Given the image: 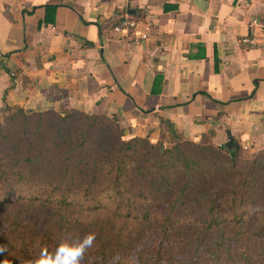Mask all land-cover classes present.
<instances>
[{"label":"crops","instance_id":"obj_1","mask_svg":"<svg viewBox=\"0 0 264 264\" xmlns=\"http://www.w3.org/2000/svg\"><path fill=\"white\" fill-rule=\"evenodd\" d=\"M125 16L152 21L147 39L112 31ZM252 20L264 22V0H0V117L78 111L125 139L206 135L264 154V28ZM99 102L107 110L89 113Z\"/></svg>","mask_w":264,"mask_h":264},{"label":"trees","instance_id":"obj_2","mask_svg":"<svg viewBox=\"0 0 264 264\" xmlns=\"http://www.w3.org/2000/svg\"><path fill=\"white\" fill-rule=\"evenodd\" d=\"M6 111L7 119L34 118L36 129L19 133L0 125L10 149L0 150V264H28L41 249L51 252L61 240L89 233L95 240L82 264H264V237L255 232L254 240L248 230L254 217L264 221V204L251 210L250 180L218 185L200 198L196 215L177 211L192 178L221 169L197 155L212 146L209 136L163 149L146 138L125 139L104 116ZM72 115L81 118L73 132L71 123L47 122L52 116L65 124ZM97 124L109 128L114 142L102 145ZM216 149L226 153L225 167L236 161L238 145Z\"/></svg>","mask_w":264,"mask_h":264},{"label":"rangeland","instance_id":"obj_3","mask_svg":"<svg viewBox=\"0 0 264 264\" xmlns=\"http://www.w3.org/2000/svg\"><path fill=\"white\" fill-rule=\"evenodd\" d=\"M112 96H108L110 100ZM107 104L104 103H97L94 106H91L89 113H104L107 108ZM7 112V111H5ZM5 112L0 117V125L4 131H12V132H23V133H34L35 132V124L32 122L35 120L34 118H30L28 121L23 120H15L14 118L7 119L8 114ZM65 114V113H63ZM81 120L78 116H70L67 118V123H58L55 117L49 116V120L47 121L50 124H58L65 127L68 123L71 125H67V127L71 128V132L76 129V121ZM100 129V133L103 135L102 137V145L109 144L110 142H114L113 137L110 136V131L106 130L109 129L104 124H97ZM112 135V134H111ZM34 139V138H32ZM14 142V141H13ZM0 150L6 152L10 151L6 150L7 144L4 140H0ZM154 145V144H152ZM160 145L163 149L170 148V145ZM205 146L202 147L200 150L197 151V155L205 162L213 163L217 162L221 164L220 170L213 172L210 176H201L198 179L192 178L193 187H191L187 192L186 195L183 197L180 205L177 207V211L180 215L187 214L188 216L196 215L201 210V206L199 205L200 198L203 195L210 194L215 191L218 185L221 184H236L238 182H242V180H250L252 184H254L255 192L252 197V209L251 210H258L257 208L261 207L264 204V160H261L257 164L252 165L251 161L253 159L263 157L264 154H252L250 155L246 149H242L239 147V151L237 153V159L234 163H227V167L225 164L227 162L226 153H222L218 151L216 148L217 146ZM223 147V146H221ZM19 151H22L23 148H18ZM184 151L186 153H191L193 149L189 146H185ZM252 214H257V211H254ZM254 217V215H253ZM188 218V217H186ZM255 220L248 222V230L251 235V238L254 240L257 239V236L253 233L258 232L260 233L261 238L264 237V221L260 220L258 217H254Z\"/></svg>","mask_w":264,"mask_h":264},{"label":"clouds","instance_id":"obj_4","mask_svg":"<svg viewBox=\"0 0 264 264\" xmlns=\"http://www.w3.org/2000/svg\"><path fill=\"white\" fill-rule=\"evenodd\" d=\"M94 240V233L86 234L82 238L61 240L51 252L47 248L41 249L38 257L28 264H82L85 253L92 247ZM3 250L0 248V251ZM4 264H8V261H4Z\"/></svg>","mask_w":264,"mask_h":264},{"label":"built area","instance_id":"obj_5","mask_svg":"<svg viewBox=\"0 0 264 264\" xmlns=\"http://www.w3.org/2000/svg\"><path fill=\"white\" fill-rule=\"evenodd\" d=\"M141 25L140 28H137L138 22L131 17H123L121 18L116 24H114L111 29L114 33H117L123 37H138V39L145 40L148 37V32L152 27V21L147 17L144 16L140 21ZM252 26H259L264 28V22L259 23L256 20H252L250 23ZM242 42L247 43L249 42L247 37L241 39ZM242 149H246V147H242Z\"/></svg>","mask_w":264,"mask_h":264},{"label":"water","instance_id":"obj_6","mask_svg":"<svg viewBox=\"0 0 264 264\" xmlns=\"http://www.w3.org/2000/svg\"><path fill=\"white\" fill-rule=\"evenodd\" d=\"M231 145H232V142H231V140H229L228 143L225 144L223 147H225V148H230Z\"/></svg>","mask_w":264,"mask_h":264}]
</instances>
